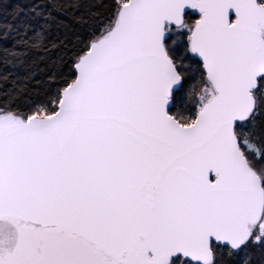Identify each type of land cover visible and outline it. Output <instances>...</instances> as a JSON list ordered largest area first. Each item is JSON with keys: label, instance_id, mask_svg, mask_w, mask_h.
I'll use <instances>...</instances> for the list:
<instances>
[{"label": "snow or ice", "instance_id": "1", "mask_svg": "<svg viewBox=\"0 0 264 264\" xmlns=\"http://www.w3.org/2000/svg\"><path fill=\"white\" fill-rule=\"evenodd\" d=\"M0 264H264V0H0Z\"/></svg>", "mask_w": 264, "mask_h": 264}]
</instances>
